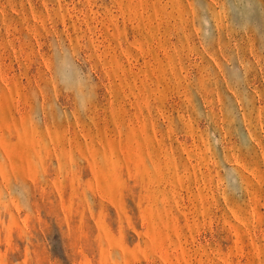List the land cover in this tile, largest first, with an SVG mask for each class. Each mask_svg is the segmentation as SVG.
Listing matches in <instances>:
<instances>
[{
	"label": "rangeland",
	"instance_id": "obj_1",
	"mask_svg": "<svg viewBox=\"0 0 264 264\" xmlns=\"http://www.w3.org/2000/svg\"><path fill=\"white\" fill-rule=\"evenodd\" d=\"M0 264H264V0H0Z\"/></svg>",
	"mask_w": 264,
	"mask_h": 264
}]
</instances>
